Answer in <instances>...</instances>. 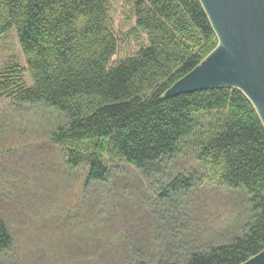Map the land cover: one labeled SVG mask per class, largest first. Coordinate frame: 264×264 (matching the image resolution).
Instances as JSON below:
<instances>
[{
  "label": "trees",
  "instance_id": "16d2710c",
  "mask_svg": "<svg viewBox=\"0 0 264 264\" xmlns=\"http://www.w3.org/2000/svg\"><path fill=\"white\" fill-rule=\"evenodd\" d=\"M124 2L139 48L115 62L111 0H0V37L14 30L23 54L0 67V98L66 117L50 140L66 167L87 166L76 230L91 257L80 264H242L264 249V124L234 87L167 95L218 45L200 0ZM118 181L147 196L145 226L105 202ZM208 186L246 190L247 207L226 240L191 247L182 233ZM13 246L0 213V264Z\"/></svg>",
  "mask_w": 264,
  "mask_h": 264
},
{
  "label": "rangeland",
  "instance_id": "374dc122",
  "mask_svg": "<svg viewBox=\"0 0 264 264\" xmlns=\"http://www.w3.org/2000/svg\"><path fill=\"white\" fill-rule=\"evenodd\" d=\"M110 14L119 42L116 62L132 55L139 43L131 32L136 19L124 0H111ZM12 55L23 62L14 30L0 37V67ZM65 118L59 110L43 103L18 105L0 98V213L14 236V246L3 255L4 264H80L91 257L87 256L91 243L86 240L88 235L76 230L87 166L66 167L63 147L50 140L53 129L65 123ZM182 161L185 166L193 162ZM131 175L140 179L135 170ZM124 184L118 181L112 185L108 196L113 202H105L113 206L110 210L114 213L121 212L123 224L145 226L149 215L144 205L147 196L137 188L131 192L128 188L132 187L125 188ZM143 185L149 186L146 182ZM120 191H124L123 198ZM247 197L246 190L216 186L202 190L191 203L189 223L182 233L184 244L205 247L226 240L247 207ZM109 236L103 246L101 243L97 247H106Z\"/></svg>",
  "mask_w": 264,
  "mask_h": 264
},
{
  "label": "water",
  "instance_id": "95a60500",
  "mask_svg": "<svg viewBox=\"0 0 264 264\" xmlns=\"http://www.w3.org/2000/svg\"><path fill=\"white\" fill-rule=\"evenodd\" d=\"M218 37L216 48L167 95L234 87L264 124V0H200ZM242 264H264V249Z\"/></svg>",
  "mask_w": 264,
  "mask_h": 264
}]
</instances>
